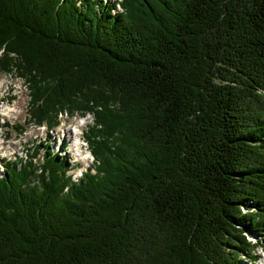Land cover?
<instances>
[{
    "label": "trees",
    "instance_id": "1",
    "mask_svg": "<svg viewBox=\"0 0 264 264\" xmlns=\"http://www.w3.org/2000/svg\"><path fill=\"white\" fill-rule=\"evenodd\" d=\"M116 6L0 0V72L26 79L39 124L94 116L96 169L74 182L51 150L40 167L12 164L0 264L257 261L264 245L246 234L264 231V0Z\"/></svg>",
    "mask_w": 264,
    "mask_h": 264
},
{
    "label": "rangeland",
    "instance_id": "2",
    "mask_svg": "<svg viewBox=\"0 0 264 264\" xmlns=\"http://www.w3.org/2000/svg\"><path fill=\"white\" fill-rule=\"evenodd\" d=\"M108 1H113V0H101V2L102 3H105V2H108ZM115 1V0H114ZM118 11H120V13L122 12V9L120 8V7H118V9H117ZM1 55V54H0ZM17 75H16V73H12V74H7V73H1L0 72V83L1 82H4V84H5V88L7 87L6 85L7 84H9V83H11V81H12V79H16L17 77H16ZM3 80H5V81H3ZM8 81V82H7ZM7 82V83H6ZM29 94V93H28ZM28 100H30V98H29V95H28ZM30 106V104L28 105V101H27V103H26V106L24 107V113H23V116H22V118H21V120H20V122L18 123V124H24V122L25 121H27L28 123H30L29 125H26L27 127H26V133L24 134V135H22L21 137H18V132L17 131H15V132H13L12 134H11V141L13 142V143H17L18 144V147H17V149H19L20 148V150H22L23 149V147H24V152L22 153V158L23 159H26V158H29L30 159V155H31V152H28V153H26L27 152V149L29 148V147H27V146H24V142L25 141H28V140H35V139H33V137H35V135H36V133L38 132V130H36V126H35V124H32L33 122L31 121L30 122V114H29V111L31 112V108L29 107ZM30 109V110H29ZM28 117V118H27ZM68 117V114L67 113H64L63 114V116H61V124H60V126L58 127L60 130H62V127L63 128H65L66 130H71L72 131V134H74V131H75V127H74V125H76L79 121H80V119H81V116H79L78 114H76L75 115V117H69V118H67ZM86 122H87V124H85L84 126H83V131L86 129V127L87 126H89V127H91L92 125H93V123H92V121H93V116H91V115H89V116H87L86 117ZM58 129V130H59ZM32 130H36V132L35 131H33L32 132ZM4 131H6V130H4ZM3 132H0V134H2ZM67 133V132H66ZM66 133H63V134H66ZM52 135H51V138H50V140L51 141H49V144H50V146H51V148H52V146L54 145V140H55V137H56V131H52V133H51ZM67 134H69V133H67ZM72 134L70 133L69 134V139H68V142H69V148H67V149H71V151H72V148H71V140H72ZM16 136H17V138H16ZM33 136V137H32ZM83 136L86 138V136H85V134H83ZM29 142V141H28ZM53 149V148H52ZM55 152L57 151V146L55 145L54 146V149H53ZM64 155L65 154H61L60 156H63L64 157ZM66 159H67V161L71 164V166H72V168H71V170H70V172H69V174L70 175H73L72 177H73V179H74V181H76V179H79V177H80V175H77L76 173H77V171H79V169L80 168H82V170H85V169H87L86 168V166L84 165V163L82 162V161H80L79 163H77L78 162V160H76L77 158L76 157H74V154H71V155H69V156H67L66 157ZM77 163V164H76ZM90 165L89 166H92V164H93V161L92 160H90V163H89ZM3 177V175H1L0 174V178H2ZM78 181V180H77ZM76 181V182H77ZM242 211L245 213V212H248V210H247V208L246 207H243L242 208ZM246 236H247V239L248 240H250V241H252L253 243H256V244H258L257 242H258V240H260L261 241V243H262V245H264V231H263V233L261 234V236H258V234H257V232H253L252 230H249V231H247V234H246ZM258 249H256V254L257 255H259L260 256V258L258 259L260 262L262 261L263 262V257H262V251L264 252V249L261 247V246H259L258 245ZM241 258V260H244V259H246V258H244V257H240ZM262 259V260H261ZM240 264H248V263H244V262H241Z\"/></svg>",
    "mask_w": 264,
    "mask_h": 264
},
{
    "label": "bare ground",
    "instance_id": "3",
    "mask_svg": "<svg viewBox=\"0 0 264 264\" xmlns=\"http://www.w3.org/2000/svg\"><path fill=\"white\" fill-rule=\"evenodd\" d=\"M116 13H120V11H118V12H116ZM18 75V74H17ZM20 76V75H19ZM3 81H5V80H3ZM8 82V81H7ZM6 82V83H7ZM0 86H3V82H1L0 83ZM31 88V87H30ZM30 94H31V92H30ZM32 99V98H31ZM30 107V106H29ZM30 110V109H29ZM61 116H63V114L61 115ZM28 118V117H27ZM37 124H39V123H37ZM84 124H86V120L85 119H83V120H80L76 125H74V127H75V133H78V130L80 131L81 130V127L82 126H84ZM64 127V126H63ZM36 132V131H35ZM1 135V134H0ZM78 136L79 135H77L75 138H74V141L72 142V144H71V147H72V152L76 155V157L78 158V159H81V160H83L84 161V163L86 164V165H89V161L87 160V157H83V155L81 154V149H80V146H79V144H78ZM33 137V136H32ZM80 178V177H79ZM74 180V179H73ZM77 180H79V179H76V181ZM262 260V259H261ZM260 264H264V261L263 262H261Z\"/></svg>",
    "mask_w": 264,
    "mask_h": 264
}]
</instances>
